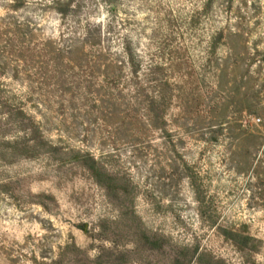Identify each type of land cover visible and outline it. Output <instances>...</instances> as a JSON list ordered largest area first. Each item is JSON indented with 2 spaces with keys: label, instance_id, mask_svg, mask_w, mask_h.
Masks as SVG:
<instances>
[{
  "label": "rangeland",
  "instance_id": "374dc122",
  "mask_svg": "<svg viewBox=\"0 0 264 264\" xmlns=\"http://www.w3.org/2000/svg\"><path fill=\"white\" fill-rule=\"evenodd\" d=\"M52 1L0 0V33L18 21L64 42L101 28L115 50L132 42L142 85L113 93L65 64L35 74L31 100L1 75L45 136L90 153L114 182L106 191L57 157H5L25 119L0 99V264H166L135 251L144 231L226 264H264V0H74L68 18ZM224 232L253 241L241 249Z\"/></svg>",
  "mask_w": 264,
  "mask_h": 264
},
{
  "label": "trees",
  "instance_id": "16d2710c",
  "mask_svg": "<svg viewBox=\"0 0 264 264\" xmlns=\"http://www.w3.org/2000/svg\"><path fill=\"white\" fill-rule=\"evenodd\" d=\"M73 4L74 0H53L50 5L62 18H68L78 14ZM22 6L19 4L13 8L20 10ZM30 26L13 21L8 25L6 33H0V78L1 75L8 76L13 84L22 81V84L29 87L28 97L32 95L30 89L35 86L33 77L38 71L41 72V69L47 67L52 69V74L57 75L58 70L63 69L65 64L69 71H90L98 81L97 84L103 83L107 86V90L113 93L120 87L127 86V83H131L137 89L141 88L142 83L139 80L142 71L141 60L129 39L124 41L121 49L115 50L109 39L105 45L101 28L90 27L80 38H70L64 42L52 39L38 40V36ZM3 35L6 37L4 38ZM156 71L157 67H151L150 76H154ZM101 78L103 81H99ZM6 87L8 85L2 84L0 79V99L6 100L3 108H6L8 118L25 119L19 123L25 135L16 137L12 141H5V157L32 160L47 155L63 161H73L86 169L99 186L106 191L112 190L110 186L114 180L93 155L75 149H65L60 143H55L45 136L40 124L33 120L37 119L36 116L18 107V95L14 92L12 95L11 92H6L4 90ZM7 93L10 94L9 97L2 96ZM31 100H33L32 96ZM107 100H114V95H109ZM32 104L35 110H39L40 104ZM114 197L122 202L119 193H115ZM80 230L89 235L87 225L80 227ZM223 234L241 249L248 248L249 243L253 241L251 237L241 232ZM135 237V251L163 255L166 264H226L224 260L201 250L199 246L173 243L170 238L163 235L144 231L138 235L136 233ZM72 247L75 248L74 250L77 249L75 245H68L66 249ZM128 263L129 261L123 259L118 264ZM52 264H61V262L56 261Z\"/></svg>",
  "mask_w": 264,
  "mask_h": 264
}]
</instances>
